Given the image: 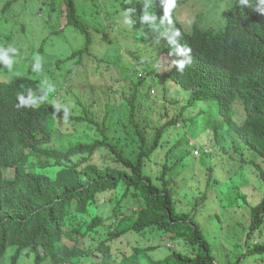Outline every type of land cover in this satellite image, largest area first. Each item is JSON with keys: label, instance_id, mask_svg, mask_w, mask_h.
Wrapping results in <instances>:
<instances>
[{"label": "trees", "instance_id": "obj_1", "mask_svg": "<svg viewBox=\"0 0 264 264\" xmlns=\"http://www.w3.org/2000/svg\"><path fill=\"white\" fill-rule=\"evenodd\" d=\"M18 1H7L2 7L7 25L11 18L6 15ZM92 1L94 5H85L84 1H79V4L78 0H59L61 10L50 11L65 15L66 26L59 33L71 26L84 35L85 46L64 58L63 61H71L69 72L52 77V70L48 68L43 84L48 82L60 93L65 89L66 94L73 95L79 104L83 99L74 90L76 85H72V76H78L79 70L86 69L90 62L96 64L97 74L94 76H101L100 69L104 74L109 72L103 78L110 86L106 91L108 102L100 116L92 112V105H87L81 115L68 113L49 104L42 93L35 97L34 92L41 89L40 80L24 74H13L4 79L0 69V264H22L23 256L32 260V264L104 261L111 249L108 242L119 241L129 233L144 238L153 233L149 232L151 230L177 239L185 238L188 244L197 248V253L172 251L164 259L151 260L148 264H224L217 261L213 246L194 220V215L206 204L207 194L196 195L195 208L191 211L187 208L181 210L178 206L180 201L176 192L180 183L173 173L185 162V156H193L196 150L183 149L186 136H180L182 132L177 129L183 109L156 108V103L149 96L151 90L163 89L165 95L168 91L164 87L165 82L160 86V81L154 80L153 73L157 71H151L143 53H132L130 49L128 53H132L138 64L123 63L118 60L122 56L120 52L116 54L110 48L115 42L108 38L107 42L101 40L96 43L95 35L92 38L91 33L93 26L86 23V20L98 19L103 28L96 29L95 34L102 36L106 28L111 32L118 30L122 35L117 32L118 37L127 42L131 38L130 32H124L142 25L145 14L142 0H105L100 4ZM230 1L235 8L228 14L225 27L220 32L200 30L197 40L188 35L181 38V42L193 50L186 61V65L191 67L186 76L177 77L175 73L172 76H175L177 86L190 88L186 92L191 102L189 108L203 94L210 97L217 92L228 75L227 71L234 68L236 60L243 55L249 54L255 64L264 65V4L257 11V0H247L246 4L241 0ZM43 12L41 9L40 13ZM125 14L131 18V24L124 23ZM160 28L164 30V25L161 24ZM17 31L16 26L0 42L2 50L9 46L16 49L7 53L9 59L26 66L37 57L47 58V55H41L43 47L36 51L26 41L12 40L13 33ZM177 31L180 33V29L175 30L171 43L180 39ZM47 40L45 38L44 42ZM152 44L153 52H156L159 48L156 41L153 40ZM161 51L171 54L172 46L165 45ZM102 63L108 64L107 69L100 66ZM141 66L143 73L154 79L150 81V78L141 76L137 70ZM44 67H50V63ZM126 71L128 74L124 75ZM84 85L92 87L91 91L96 89L87 81ZM90 94L86 92L85 97ZM21 95L26 99L32 96L34 100L30 105L22 104ZM173 95L172 92L168 102H174ZM142 98L150 101L152 112L158 118L154 128L156 135L152 139H149L148 132L153 126L146 120L151 119L150 115H143L144 120L139 117L138 104ZM252 101L259 107L256 111L253 107H245V118L238 117L230 92L224 94V101L216 104L215 109L197 114L199 126L204 129L201 133L205 132L207 138L216 142L215 151L222 147L221 142L227 143L223 148L233 146V151L243 162L236 172L244 170L242 164L248 161L243 157L247 152L257 158L250 162L257 170L255 182L259 198L257 204L251 202L252 217L245 227L243 246L248 252L238 257L234 264L259 255L264 262V242L259 240L264 238V92L256 89ZM60 120L73 124L75 129L77 125L84 124L87 130L82 132L83 139L89 142L60 148L58 143L64 138ZM195 122L193 117L190 126ZM162 151L165 155L159 159ZM202 155L210 157L206 163L209 170L217 171L218 166L213 164L214 154ZM232 159L233 155L227 158L228 162ZM230 164L225 196L221 197L225 209L243 207L239 201L249 202V194L240 189L243 180L234 173L236 166L232 162ZM149 165L157 166L159 170H148ZM227 168L230 167L227 165ZM61 173H65L62 180L58 175ZM213 178L209 175L208 182L213 183ZM215 180L219 182L220 178L215 177ZM107 221L112 225L104 229ZM89 236L94 242L99 241L98 245L87 246L85 239ZM136 243L142 246L140 240ZM155 248H138L137 257Z\"/></svg>", "mask_w": 264, "mask_h": 264}, {"label": "rangeland", "instance_id": "obj_2", "mask_svg": "<svg viewBox=\"0 0 264 264\" xmlns=\"http://www.w3.org/2000/svg\"><path fill=\"white\" fill-rule=\"evenodd\" d=\"M7 1L10 0H0V42L4 41L6 39V34L13 32L14 28L17 26L18 31L13 33L12 40L19 42L26 41L36 51L43 47L44 50L41 55H47V58H39V60L33 59L26 66H21L18 61L11 59L13 60L11 68H9L3 63L2 60H0L1 78L9 79L13 74L32 76L34 79H38L42 82L41 89L38 92H35V97H38L39 93H42V91L44 92V99L50 97V92L57 93L56 102L58 104H62L69 113L81 115L84 113L85 107H87V105H92V112L97 116H100L103 112L104 106L108 102L106 91H109L110 89L108 81L103 79L104 77L102 76L105 74L108 75L109 72L104 74L103 70L101 69V76H94L97 74L95 71L97 66L96 64L94 65L92 62H90L86 69L79 70L78 76H72V85H76L74 90L79 92L81 98L83 99V102H80L79 104L76 102L73 95L66 94L65 89H61L62 93H60L57 88L55 89V87H53L48 82L47 85L46 83L43 84L45 81L43 76L48 68L52 70V77H58L60 74H66L69 72L72 69L71 61H63L64 58L68 54H72L74 51L80 50L85 46V41L83 40L84 35L79 33L73 27L68 26L63 32L59 33V31L64 29L66 26L65 15H58L56 13L50 12L52 10H61V6L58 4L59 0H19L12 6L6 15V17L11 18L9 25L5 23V16L2 13V7ZM79 1H84L85 5L93 4L92 0H78V2ZM95 1H98L100 4L101 1L105 0ZM143 1L145 0H142V2ZM218 3L221 4V10L217 9ZM218 3H208L205 11L211 8L214 11L212 16H222L224 14L222 9H224L226 5L222 0H218ZM41 9L44 10L43 14L40 13ZM98 9L102 10V7H98ZM188 10V5H183L181 8L182 13H186ZM200 13L202 12H199V14ZM86 22L89 21L86 20ZM90 22L98 23V19L93 18V20ZM200 22L203 26H215V21H212L206 14ZM130 32L138 34L137 28L130 30ZM45 38H48L47 42H44ZM121 43L125 47V49L120 51L122 55V62L127 65H137L138 63L132 56V53H128L130 48H128L124 42ZM130 46L132 47L131 50L135 48L132 45ZM112 48L113 47H111V49ZM0 50H2V47H0ZM147 50H149V48ZM60 52L63 53L60 55ZM84 57H86V55H84ZM78 59H76V61H78ZM37 63H39L38 68L36 67ZM48 63H50V67H44V65H47ZM91 66L94 68L92 69ZM100 66L107 69L108 64L102 63ZM127 74L128 71L124 72V75ZM186 75L187 73L185 72L181 76ZM85 81H87V83L90 85H93L96 88L95 91H91L92 87L90 88L89 86H85ZM77 83H80L81 85L78 86ZM45 85V89L48 91L44 89ZM175 87L176 88H174V91L176 92L179 85ZM88 91L91 94L90 96L85 97V93ZM177 99L178 101H182V98L180 97H177ZM183 101H186V99H183ZM154 102L156 103V108L163 109V106L165 105L164 102ZM180 104H182V102L177 103L178 106H180ZM177 105H172L171 103L168 104L170 108L175 109H178V107H175ZM196 111L197 110L194 112L186 111L180 117L177 129L184 127V130L180 136H185V134L187 135L184 139L185 144L183 149L193 150L197 147L202 153L208 149L207 152H212V154H214L215 159L213 164L217 165L218 168L217 171H210V166L206 165V163L209 162L210 157L202 155L199 150L198 155H196V151L194 152L193 156L186 155L185 162L180 164L173 173V175L176 176V181L180 183L178 189L179 191L176 192L178 201H180L178 206L181 210H186L187 208L191 211L195 208L194 205L196 203V195L200 196L203 193L207 194V202L204 207L200 209V212L194 215V220L201 227V230L207 241L213 246L214 255L217 258V261L224 264L233 262L232 264H234V261L238 257L247 254L248 252V250L243 246L245 243V227L249 224V217H252L251 208L253 205L251 202H253V204H257L259 198V190L255 182L257 170L250 162L257 158L250 152H247L245 157H243L244 160L246 159L248 161L244 162L245 164H242L244 165V170L241 172H236L243 162H240L237 153L233 151V146L230 148H223V144L227 143L221 142L222 147L218 148L216 151L214 149L215 144H209L210 147L207 148L205 132L201 133L199 130L195 129L197 128L195 126L193 127L194 129L189 128V122L197 114ZM138 112L139 117L143 120L145 119L143 115H150L151 119L146 118V120H148L153 126V129L148 132L149 139H152L156 135L154 128L157 126L156 121L158 118L157 115L152 112L150 101L147 98H142L140 100V103L138 104ZM61 129L64 131L62 136L64 138L58 143L60 148H67L79 142H89V140L83 139L84 134L82 132L87 130L84 124L77 125L75 129L73 124L64 122L62 123ZM76 130L79 131V133ZM174 137L177 138L176 134H174ZM177 139H179V137ZM190 139H193L194 141L192 142L194 143L193 146L189 145ZM168 140L170 141V139ZM228 145L231 144L228 143ZM164 155L165 151H162L159 159H162ZM230 155L234 156V159L231 160L233 165L236 166L234 173L236 172L237 175H240L243 180L242 185H238H240V189L244 193L249 194V202L246 204L242 201H239L243 207L225 209V203L221 201V197L225 196V182L229 180L230 176L228 172L231 171V162H228L227 160ZM227 165L230 168H227ZM150 169H153L155 172L159 170L157 166L153 165H149L148 170ZM58 175L60 180H62V176L65 175V173ZM209 175L214 177L213 183L208 182ZM215 177H219L220 181L217 182ZM111 225L112 224L107 221L104 229L110 227ZM149 232L153 233L147 234V236L144 238H141L140 236L138 237V234L129 233L127 237L121 238L119 241L108 242L107 245L110 246L111 249L107 252L104 261L97 260L99 262H87L81 260L77 261L75 264H148L151 260L164 259L172 251L191 255H195L197 253V248L188 244V241L185 238L177 239L176 237H172L170 235L165 236L152 230ZM143 236L145 235L143 234ZM138 240H140V244L142 246L136 243ZM259 240L260 242H264V238H259ZM85 241L87 246H96L99 243V241L94 242L90 236L86 238ZM147 247L157 248L143 253L141 257H137L139 254H137L136 249H143ZM99 256H101V254H99ZM261 258V255L257 257L249 256L242 260L241 264H264V262H261ZM22 264H32V260H28L27 256H23Z\"/></svg>", "mask_w": 264, "mask_h": 264}, {"label": "clouds", "instance_id": "obj_3", "mask_svg": "<svg viewBox=\"0 0 264 264\" xmlns=\"http://www.w3.org/2000/svg\"><path fill=\"white\" fill-rule=\"evenodd\" d=\"M226 7L223 10L224 14L220 17H214L212 16L213 10L210 8L207 11H205V8L208 3H218V0H145L142 2L143 9L145 10V14L142 16V25H139L137 28L138 34H133L130 32V30H126L124 32L128 33L130 32V37L127 39V42L123 41L122 38L118 37V33L121 35V33L117 31L111 32V29L106 28L102 34V36H99L95 34V30L98 28H103L99 23L97 22H86L87 24H92L93 29H91L92 38L93 35H95L94 40L98 43L99 41L107 42L108 38H111L115 43L111 46L116 51V54H118L120 51L125 49V47L122 45L121 42H124L128 48L133 50L132 53L136 52H142L145 59H147L148 64L150 66L151 71L156 69L157 73H153L154 78L149 77L148 73H143V66L140 68H137L139 72H141V76L145 78H150L165 82L164 87L168 91L165 95V91L163 89H157L153 88L151 90V96L154 101H161L164 102L165 106L168 107L170 111L177 110L180 111V109H183V114L186 111L194 112L197 110V114L202 112L205 114L206 110L214 108L215 105L224 101V94L226 92H230L233 95L234 99V110L238 112V117L241 116L242 118L247 117L245 111V107H253L254 111L257 110L259 107V104L253 103L252 99L254 98V93L256 89H260L264 92V65L255 64V61L251 58L249 54H245L242 57L238 58L235 63V67L231 68L227 71V77L224 78V83H222L219 86V89L217 92H215L212 96H207L203 94L199 101L192 102V108H189L188 104L191 103L189 100V97L186 95V92L190 91V88L187 87H177V91H174L175 86L177 84L174 82V77L177 75H182L183 73H187L188 69L191 66L186 65V61L189 56L193 54L192 48L181 42V38L183 35L191 36L192 40H197V33L198 31H216L220 32L226 24V18L230 12L235 8V5L231 4L230 0H222ZM151 2V3H147ZM242 4H246L247 0H241ZM264 4V0H257L256 2V9L259 11ZM183 5H188L189 10L186 13L181 12V8ZM221 4L218 3L217 9L221 10ZM199 12H202L199 14ZM207 15L212 21H215V26H203L201 24V20L203 19L204 15ZM200 18V19H199ZM124 23L131 24L132 20L127 14H125ZM164 25V30L160 28V25ZM170 27V29H168ZM176 29H180V33L177 31L176 35H180V39L176 43H171V41L174 39V32ZM182 29V30H181ZM183 31V32H182ZM118 32V33H117ZM115 36V37H114ZM155 40L157 46L159 47L156 52H153V44L152 41ZM165 45H171L172 46V52L171 54H165L161 51L162 47ZM110 47V48H111ZM116 48L118 50H116ZM149 48V50H147ZM136 49V50H135ZM151 50V52H150ZM10 51H16L14 47L9 46L7 49L0 50V60L3 61L5 65H7L9 68H11L13 64V60L9 59L8 52ZM121 54V53H120ZM146 55V56H145ZM39 60V57H37ZM118 60L122 61V56ZM36 67H39V63H37ZM101 70V69H100ZM96 71V70H95ZM104 72V71H103ZM172 73H175V76H172ZM106 75L102 76L105 77ZM214 76V75H213ZM215 77V76H214ZM161 79H163L161 81ZM180 79V78H178ZM47 85V84H46ZM44 86V89L46 87ZM46 90V89H45ZM48 91V90H46ZM182 91V92H181ZM50 92V91H49ZM172 92L174 97V102H168L172 98ZM35 93V92H34ZM44 92L42 91V94ZM52 93V92H50ZM56 96L57 93H54L53 96L47 98L49 104H52L58 108L64 109L67 111L62 104H58L56 102ZM164 96H166V100L164 99ZM177 97L182 98V101H178ZM22 104L30 105L34 98L32 96H29L27 99L21 95L19 97ZM183 99H186V101H183ZM213 99H217L218 102H216ZM180 106L177 105V103H181ZM177 105L175 107H178V109L170 108L168 104ZM68 112V111H67ZM69 113V112H68ZM182 114V115H183ZM194 116V120L196 119V124H193V126H190L189 122V128L196 130H199L202 132L204 130L202 126H199V118L198 115ZM181 115V116H182ZM197 117V118H196ZM198 120V123H197ZM66 122V121H64ZM60 120V123H64ZM179 125V124H178ZM177 125V126H178ZM181 132L184 130V127L179 129ZM185 136H187L185 134ZM206 137L207 141V148L210 147L209 144H215V140L212 142L209 138ZM190 146H193L194 142L193 139H190ZM199 148L196 147V155L201 152ZM208 149L205 150V154L209 153L207 152ZM202 153V152H201ZM12 248V247H9ZM4 264V263H3Z\"/></svg>", "mask_w": 264, "mask_h": 264}]
</instances>
